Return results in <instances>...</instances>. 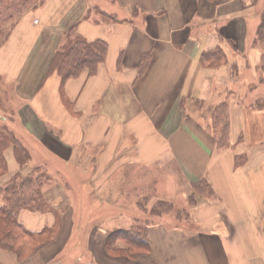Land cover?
Wrapping results in <instances>:
<instances>
[{
	"label": "crops",
	"instance_id": "crops-1",
	"mask_svg": "<svg viewBox=\"0 0 264 264\" xmlns=\"http://www.w3.org/2000/svg\"><path fill=\"white\" fill-rule=\"evenodd\" d=\"M263 8L264 0H43L25 13L0 48V78L25 103L27 148L41 158L20 167L8 149L0 186L40 166L58 177L44 185L45 201L66 197L69 213L64 220L21 211L18 221L28 232L54 227L53 240L24 261L0 249V264H50L78 242L87 244L90 264H264V147L257 141L248 149L246 129L261 114L238 102L248 95L240 83L244 72L255 79L260 53L253 41ZM74 36L104 41L106 56L93 76L85 70L62 86L56 73L46 74L55 52ZM218 51V65H201L204 53ZM222 102L231 147L219 151L218 135L206 123ZM250 128L251 139L261 140ZM237 153L247 155L238 169ZM123 156L126 163L118 164ZM127 165L175 169L186 188L204 181L215 197L199 199L178 225L145 226L146 250L110 255L104 240L113 228L103 223L78 238L70 219L79 196L49 187L61 178L72 187L71 173L84 171L87 186L103 185V218L123 219L116 205L123 181L112 176ZM65 169L70 174L52 173ZM111 191L118 192L114 199Z\"/></svg>",
	"mask_w": 264,
	"mask_h": 264
},
{
	"label": "rangeland",
	"instance_id": "rangeland-1",
	"mask_svg": "<svg viewBox=\"0 0 264 264\" xmlns=\"http://www.w3.org/2000/svg\"><path fill=\"white\" fill-rule=\"evenodd\" d=\"M15 25L10 30L9 36L10 34H12ZM8 38L6 39V41L8 40ZM4 43L0 46V48L4 45ZM258 51L260 53L261 49ZM253 59L254 58H252V61ZM244 73L246 75L245 79H240V83L244 82V84L248 86V95H243L244 99L238 100V102L242 107H246L247 112H253L252 114H261V116H259V119L257 117L252 124L249 121H247L246 124L248 134L247 146L248 149L253 151L254 147L259 145L254 142L259 141L261 146L264 147V111L252 109V106L256 101H258V99H262V101H264V76L258 69L254 72L255 79L250 77L252 76L250 72ZM247 106L249 107V109L247 108ZM194 109L197 111L200 110V108L198 107ZM24 116L28 118L29 112L27 111L25 103L16 96L14 84H8L0 78V124H4L14 133L15 137L28 151L31 163L33 159L39 161V159L37 158H41V156L37 154V150L30 151L27 148V146L29 145L28 140L30 141L32 137L26 135L25 133L28 131L27 126L24 123ZM251 125H253L254 134L257 138H261V140L251 139ZM206 126L210 132L216 133L219 136L220 130L217 132V129L215 130L212 128V122L210 118L206 123ZM227 141L229 144L228 137ZM241 142L242 138L240 136L238 143ZM230 147L231 146L229 144L228 148H222L219 149V151L230 149ZM246 156L247 155L244 153H237L234 155V159L235 157H238L239 161L241 162L244 157L247 158ZM120 162L126 163V159H124V156L123 159L118 161V164H120ZM242 165L243 164L237 166L236 169L243 167ZM35 169L37 172L44 171L42 167L38 166L32 169V172ZM53 172L59 174L60 176L70 174V170L68 169L52 171V173ZM44 173L46 174L45 176L48 177L49 181L50 179H52L51 183L54 184V181L58 177L55 174V176L53 175L54 177H52L51 171H45ZM71 175L76 178L74 186L68 187V185L65 184V180L61 178L58 179L57 187L51 186L49 188L57 189L59 190L58 192L64 193L65 195L71 191V193L79 196L80 200L75 204L77 214H75L74 217L70 219V224L72 225L71 227L74 228L72 230H80L78 231V238H84L87 231L96 226L103 227V223L109 224V228L113 229H128L130 227H139L143 229L147 225H152L159 222H165L168 225H178L179 222L182 223L185 219L189 218L191 208H194L199 204V199H204V201L202 202L204 203L214 198H207L209 197L207 195L208 189H206L205 187H202L204 193L203 195L195 193L192 187L187 186L186 188V185L182 182L175 169L170 170L169 168H167V170L163 172L157 170L148 171L137 168L135 166L127 165L118 172H115L112 176L114 182L118 179H120L121 182L123 181L121 187L118 188L119 202H117L116 205L118 207V211L124 214L126 218L122 219L118 218L117 216V218H115L114 220H106L105 218H103L104 213H101V206L105 204L98 202V200L102 199V183L87 186L88 177L85 175L84 171L81 170L72 172ZM33 176L35 177L37 176V174H34ZM164 180L168 181L163 183ZM170 181H172V183ZM118 192L111 191L108 196L110 197V199H114L116 193ZM50 205L52 206L53 210L47 214H51L53 218L58 216L60 218H63L64 220L66 219L69 213V204L67 203L66 197H59L58 202L51 203ZM163 205H167L168 207H170V210H163ZM28 212L37 214V212ZM70 246L73 245L65 246L64 249L60 250L58 256L54 258V260L50 264H90L89 260H91V255L88 251L86 243H76L74 245L75 248L73 249V251H70V249L67 250V248Z\"/></svg>",
	"mask_w": 264,
	"mask_h": 264
},
{
	"label": "trees",
	"instance_id": "trees-1",
	"mask_svg": "<svg viewBox=\"0 0 264 264\" xmlns=\"http://www.w3.org/2000/svg\"><path fill=\"white\" fill-rule=\"evenodd\" d=\"M42 2L43 0H0V46L6 41L10 30L19 19L25 13L34 10ZM253 47L257 50L261 49L260 58L254 69H258L264 76V8L260 14ZM106 51L107 45L102 40L88 42L78 36L70 37L55 52L46 77L56 73L60 77L63 86L67 80L77 78L85 70L89 76H93L98 65L104 61ZM220 54V51L204 53L200 58L201 65L204 67L218 65V61L221 60ZM216 56L219 58L216 59ZM195 105L200 109L202 108L198 102ZM252 109L264 111V101L258 99ZM227 112L228 105L226 102L215 106L210 112L212 128L217 129V131L220 130L219 136L216 138L218 149L229 147L227 141L229 133ZM8 149L12 150L14 159L20 167L30 162L28 151L15 137L14 133L4 124H0V174L6 170L4 154ZM245 161V157L241 162L238 157H235V168L244 164ZM34 174H37V176L34 177ZM45 175L44 172H37L35 169L26 176L16 174L9 182L0 186V249L13 253L19 261L29 259L39 249L53 240L54 227L45 229L52 231L36 234L28 232L18 221V214L21 210L42 214L53 210L50 203L45 201L43 188H41L49 181ZM202 187L208 189L207 195L209 197L207 198L215 197L213 190L204 181L192 186L195 193L200 195L204 194ZM162 208L166 211L170 210L167 205H163ZM118 243H121L124 249H117L116 244ZM104 245L106 252L114 256H129L147 249V244L142 239V229L139 227L113 229L107 232Z\"/></svg>",
	"mask_w": 264,
	"mask_h": 264
}]
</instances>
